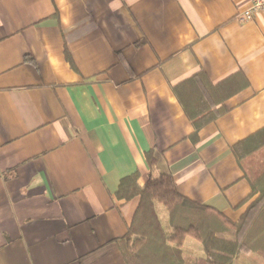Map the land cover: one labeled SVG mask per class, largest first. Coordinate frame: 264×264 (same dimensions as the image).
<instances>
[{"label":"crops","instance_id":"obj_1","mask_svg":"<svg viewBox=\"0 0 264 264\" xmlns=\"http://www.w3.org/2000/svg\"><path fill=\"white\" fill-rule=\"evenodd\" d=\"M248 5L0 0V264H127L140 197L116 193L136 172L145 184L150 150L183 195L241 217L234 146L264 129V10L241 22ZM199 71L248 83L193 141L173 86Z\"/></svg>","mask_w":264,"mask_h":264},{"label":"trees","instance_id":"obj_2","mask_svg":"<svg viewBox=\"0 0 264 264\" xmlns=\"http://www.w3.org/2000/svg\"><path fill=\"white\" fill-rule=\"evenodd\" d=\"M235 77L233 83L214 85L199 71L173 86L195 128L193 141L227 110L226 100L247 85L242 74ZM234 154L252 188L247 201L253 198L237 221L183 195L172 174L156 172L154 151L146 153L150 174L145 184L139 186L136 172L121 179L116 193L119 200L140 197L127 233L118 240L127 264H236L241 254L264 257V129L237 143ZM188 238L200 243L203 255L185 253Z\"/></svg>","mask_w":264,"mask_h":264},{"label":"built area","instance_id":"obj_3","mask_svg":"<svg viewBox=\"0 0 264 264\" xmlns=\"http://www.w3.org/2000/svg\"><path fill=\"white\" fill-rule=\"evenodd\" d=\"M264 10V0H249V5L237 14V19L241 22L252 20L256 13Z\"/></svg>","mask_w":264,"mask_h":264},{"label":"rangeland","instance_id":"obj_4","mask_svg":"<svg viewBox=\"0 0 264 264\" xmlns=\"http://www.w3.org/2000/svg\"><path fill=\"white\" fill-rule=\"evenodd\" d=\"M189 241H193L194 243H196L197 247H198V251H196V249H189L188 248V245H189ZM184 251L186 254H189V255H192V256H199V255H203V249H202V246L200 245V243L193 239V238H189L186 243H185V246H184ZM242 255H246L245 257H247L246 259L247 260H250V259H256L255 262L256 263H259V264H263L264 263V257H262L261 255H258V254H242ZM245 259V260H246ZM245 263V262H244ZM246 264V263H245Z\"/></svg>","mask_w":264,"mask_h":264}]
</instances>
